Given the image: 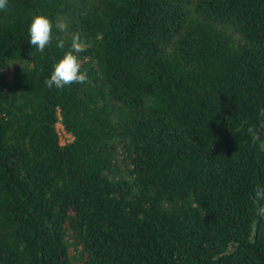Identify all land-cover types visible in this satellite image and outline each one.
<instances>
[{
  "label": "trees",
  "instance_id": "16d2710c",
  "mask_svg": "<svg viewBox=\"0 0 264 264\" xmlns=\"http://www.w3.org/2000/svg\"><path fill=\"white\" fill-rule=\"evenodd\" d=\"M73 33L88 82L48 88ZM261 125L264 0H8L0 264H264Z\"/></svg>",
  "mask_w": 264,
  "mask_h": 264
},
{
  "label": "clouds",
  "instance_id": "9594fccd",
  "mask_svg": "<svg viewBox=\"0 0 264 264\" xmlns=\"http://www.w3.org/2000/svg\"><path fill=\"white\" fill-rule=\"evenodd\" d=\"M8 0H0V10L7 7ZM55 27L59 31H66L67 24L58 20ZM29 45L35 48L38 52L43 53L50 46L53 40V23L44 15H34L28 26ZM57 39L56 47L64 49L65 42ZM88 43L81 37L79 33H73L68 50L63 52V55L56 60L52 66L50 77L44 83L48 88L55 87L63 90L66 86L72 84H85L88 82L86 71H81V61L79 54L83 53L88 48ZM264 128V125L260 126ZM249 135L253 138L254 143H259V150L264 151V138L261 137L259 128L250 126L248 128ZM253 199L257 203L256 212L264 217V186H256L253 190Z\"/></svg>",
  "mask_w": 264,
  "mask_h": 264
},
{
  "label": "rangeland",
  "instance_id": "374dc122",
  "mask_svg": "<svg viewBox=\"0 0 264 264\" xmlns=\"http://www.w3.org/2000/svg\"><path fill=\"white\" fill-rule=\"evenodd\" d=\"M56 129H57V132L59 134L61 145H64V144L68 143L69 141H71V138L67 134H65V132L63 131V128L60 124L56 125Z\"/></svg>",
  "mask_w": 264,
  "mask_h": 264
}]
</instances>
